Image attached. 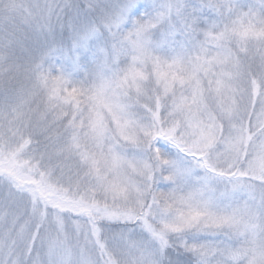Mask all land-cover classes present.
Returning <instances> with one entry per match:
<instances>
[{"label": "snow or ice", "instance_id": "6c2138e0", "mask_svg": "<svg viewBox=\"0 0 264 264\" xmlns=\"http://www.w3.org/2000/svg\"><path fill=\"white\" fill-rule=\"evenodd\" d=\"M0 264H264V0H0Z\"/></svg>", "mask_w": 264, "mask_h": 264}]
</instances>
